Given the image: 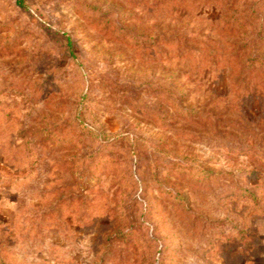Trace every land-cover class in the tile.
Masks as SVG:
<instances>
[{"label":"rangeland","instance_id":"rangeland-1","mask_svg":"<svg viewBox=\"0 0 264 264\" xmlns=\"http://www.w3.org/2000/svg\"><path fill=\"white\" fill-rule=\"evenodd\" d=\"M0 264H264V0H0Z\"/></svg>","mask_w":264,"mask_h":264},{"label":"trees","instance_id":"trees-1","mask_svg":"<svg viewBox=\"0 0 264 264\" xmlns=\"http://www.w3.org/2000/svg\"><path fill=\"white\" fill-rule=\"evenodd\" d=\"M71 44V43H70Z\"/></svg>","mask_w":264,"mask_h":264}]
</instances>
